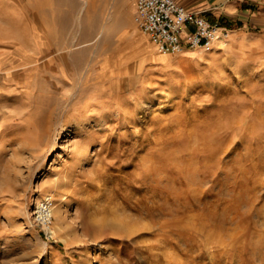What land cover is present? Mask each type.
Wrapping results in <instances>:
<instances>
[{"label": "rangeland", "instance_id": "obj_1", "mask_svg": "<svg viewBox=\"0 0 264 264\" xmlns=\"http://www.w3.org/2000/svg\"><path fill=\"white\" fill-rule=\"evenodd\" d=\"M134 10L0 0V264H264V31L162 53Z\"/></svg>", "mask_w": 264, "mask_h": 264}, {"label": "built area", "instance_id": "obj_2", "mask_svg": "<svg viewBox=\"0 0 264 264\" xmlns=\"http://www.w3.org/2000/svg\"><path fill=\"white\" fill-rule=\"evenodd\" d=\"M134 7L139 29L162 53L211 49L230 32L227 26L206 18L177 0H134ZM38 204L37 215L48 225L52 201L45 197Z\"/></svg>", "mask_w": 264, "mask_h": 264}, {"label": "crops", "instance_id": "obj_3", "mask_svg": "<svg viewBox=\"0 0 264 264\" xmlns=\"http://www.w3.org/2000/svg\"><path fill=\"white\" fill-rule=\"evenodd\" d=\"M227 26L233 36L246 29L264 31V0H177ZM135 13V10H134Z\"/></svg>", "mask_w": 264, "mask_h": 264}, {"label": "bare ground", "instance_id": "obj_4", "mask_svg": "<svg viewBox=\"0 0 264 264\" xmlns=\"http://www.w3.org/2000/svg\"><path fill=\"white\" fill-rule=\"evenodd\" d=\"M230 34H231V33H230ZM229 40H230V39H229ZM223 42H226V41H223ZM64 131H65V128H64V126H62V127H61L60 135H61ZM53 230H54V229H53ZM53 230H52V231H53Z\"/></svg>", "mask_w": 264, "mask_h": 264}]
</instances>
